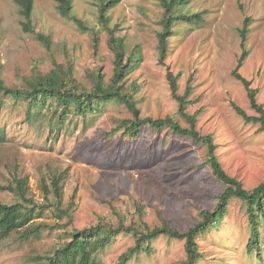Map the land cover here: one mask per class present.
Listing matches in <instances>:
<instances>
[{
  "label": "rangeland",
  "instance_id": "374dc122",
  "mask_svg": "<svg viewBox=\"0 0 264 264\" xmlns=\"http://www.w3.org/2000/svg\"><path fill=\"white\" fill-rule=\"evenodd\" d=\"M97 4L74 0L76 15L91 28L84 31L60 16L54 0H35L33 24L52 38L48 51L23 30L19 5L0 0V68L5 83L21 87L34 70L46 73L54 62L71 66L88 89L98 71L109 82L114 54L99 23ZM162 13L157 0H122L109 11L111 26L119 27L129 52L138 47L141 54L140 67L127 84L142 116H171L188 127L167 79L169 70L178 75L180 96L188 84L192 87L186 108L189 114L200 113L197 130L214 136L225 171L253 190L264 182V131L259 123H246L232 107L235 102L249 116H258L232 72L242 53L240 30L250 18L248 56L240 73L259 90L258 102L264 106V0H194L179 8L177 14L203 17L196 23H175L165 65L159 62L157 38ZM26 112L25 104L0 92V184L7 185L16 175L25 177L32 198L44 203V186L65 173L63 207L73 208L72 223L65 218L63 227H54V217L46 212L36 221L47 225L38 239L23 241L21 232L0 239V264H40L39 257L52 254L67 240L66 232L99 221L154 228L164 218L186 231L199 222L202 210L215 209L225 190L207 162L205 145L168 129L144 128L135 139L118 132L115 120L132 117L125 106H100L87 121L68 118L55 135L50 132L52 111L34 108L32 121ZM0 201L13 203L15 198L0 191ZM250 235L246 204L234 198L227 216L200 238V264H264L256 254L248 255ZM262 237L264 250V224ZM135 241L133 234H121L98 254L101 264H119ZM153 249V254L134 256L128 264H180L186 259L184 241L163 236Z\"/></svg>",
  "mask_w": 264,
  "mask_h": 264
},
{
  "label": "trees",
  "instance_id": "16d2710c",
  "mask_svg": "<svg viewBox=\"0 0 264 264\" xmlns=\"http://www.w3.org/2000/svg\"><path fill=\"white\" fill-rule=\"evenodd\" d=\"M14 1L19 5L21 15L25 18V21L22 22L23 30L33 34L50 51L52 38L37 31L33 24L35 0ZM54 1L57 3V11L61 17L73 21L80 30H91L76 15L74 0ZM96 1L98 2L99 23L109 36L108 45L114 54V73L109 82H106L105 76L98 71L92 77L94 86L92 89H88L77 80L71 66L66 67L54 62V67L46 73L34 70L32 76L28 77L21 87L7 85L2 78L0 68L1 94L19 104H25L26 117L29 121L33 120L32 115L37 114V112H32L34 108H41V110L47 108L49 112L52 111L50 132L54 135L62 131L61 129L68 118L80 117L83 121H87L90 116L97 113L100 106L110 103L125 106L132 117L115 120L118 132H122L124 137L135 139L143 134L144 128L159 132L168 129L176 136L190 138L205 145L208 149L207 162L212 168L213 175L225 185V190L219 197L215 209L202 210L199 213V222L186 231H181L164 218H162V224L154 228L146 224L142 227L128 226L123 221L118 224L99 221L89 227L66 232L67 240H63L52 254L39 257L40 264H101L98 254L112 247L117 238L124 233L133 234L136 241L134 246L120 256L119 264H128L134 256L153 254V244L163 236L170 240L184 241L186 259L180 264H200L203 259L200 238L210 233L215 225L227 216L230 202L234 198L243 201L247 207L251 233L248 241V255L256 254L259 260L263 261L264 182L253 190H247L242 181L231 177L225 171L217 155L218 145L215 143L214 136L212 134L203 135L197 130L200 113L189 114L187 112V99L192 92L191 85L188 84L185 95L180 96L178 94L179 76L174 75L170 70L167 73L170 89L178 102V114L188 124V127L182 126L171 116L165 118L142 116V109L138 106V102L127 84L128 78L140 67L141 54L138 47L129 52L125 38L118 35L119 27L111 26L109 15V11L118 7L122 0ZM193 1L157 0L163 10L160 21L162 31L157 35L161 65H165L168 57L169 40L174 35L175 23L201 21L203 14L186 16L176 13L179 8L185 7ZM250 24V18H246L243 28L240 30L242 53L232 75L244 86L250 105L258 116H249L235 102H232V107L246 123H259L264 131V106L258 102L259 90L253 87L252 81L240 73L248 56L246 44L251 31ZM64 180L65 173H61L52 177L50 186H44V203H38L32 198L29 182L25 177L16 175L7 185L0 184V191L15 198L13 203L0 201V239L10 238L17 232H21L23 241L38 239L47 225L36 224V221L42 219L46 212H50L54 217L56 221L54 227H63L62 222L65 218L68 219L67 224H71L73 208L71 206L63 207ZM139 210L142 211L141 208Z\"/></svg>",
  "mask_w": 264,
  "mask_h": 264
}]
</instances>
